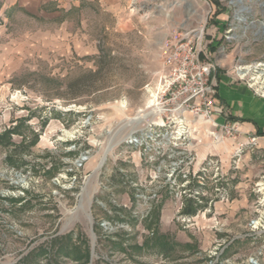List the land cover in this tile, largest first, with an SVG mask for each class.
<instances>
[{
	"label": "rangeland",
	"instance_id": "1",
	"mask_svg": "<svg viewBox=\"0 0 264 264\" xmlns=\"http://www.w3.org/2000/svg\"><path fill=\"white\" fill-rule=\"evenodd\" d=\"M202 28L264 100V0H0V264H264V131L147 108Z\"/></svg>",
	"mask_w": 264,
	"mask_h": 264
},
{
	"label": "built area",
	"instance_id": "2",
	"mask_svg": "<svg viewBox=\"0 0 264 264\" xmlns=\"http://www.w3.org/2000/svg\"><path fill=\"white\" fill-rule=\"evenodd\" d=\"M203 33L204 28L200 32L185 31L164 40L163 62L155 87L156 100L165 109L162 112L165 116L171 113L180 118L189 112L215 127L218 118L226 117V110L215 98L213 66L204 62L207 43Z\"/></svg>",
	"mask_w": 264,
	"mask_h": 264
},
{
	"label": "crops",
	"instance_id": "3",
	"mask_svg": "<svg viewBox=\"0 0 264 264\" xmlns=\"http://www.w3.org/2000/svg\"><path fill=\"white\" fill-rule=\"evenodd\" d=\"M224 17V14L218 15V19L221 21H224ZM220 29L218 27V30ZM228 60L230 57L222 59L219 65L228 63ZM214 76L217 78L216 98L227 106L232 117L241 121L238 124L242 125L240 129L244 132H263L264 100L256 98L249 88L238 84L232 72L218 71V73L214 72ZM222 120L223 118H218V121Z\"/></svg>",
	"mask_w": 264,
	"mask_h": 264
},
{
	"label": "bare ground",
	"instance_id": "4",
	"mask_svg": "<svg viewBox=\"0 0 264 264\" xmlns=\"http://www.w3.org/2000/svg\"><path fill=\"white\" fill-rule=\"evenodd\" d=\"M246 9L244 8V7H241V8H239L238 9V13H237V15H236V20L239 22V23H241V22H244V18H243V16L241 15V13H243V11H245ZM239 71H241L240 72V75L242 76V77H244V76H246L247 75V73L249 72L248 71V68L246 67H244L243 69H241V70H239ZM239 73V72H238ZM152 99H153V101L150 103L149 101H148V104H150L147 108H149V107H152L153 105H154V103H155V105H154V107L156 106L157 107V111H156V113L157 112H161L162 111V109L159 107V104L156 102V95H155V93L152 95ZM153 103V104H152ZM139 115L137 116V117H135V118H133V119H129L130 121H137V122H140L141 120H143V119H147V117L150 115V114H142V110H140L139 111ZM146 113V112H145ZM185 121V120H184ZM180 121L179 123L180 124H182V125H185L187 122H188V120L187 121ZM200 123H202L201 121H200ZM199 123V124H200ZM204 124H206L207 125V123H205V122H203ZM109 150H110V148H108V150L105 152V154L107 153V152H109ZM103 161V158H101V160L99 161V163H98V168L101 166V162Z\"/></svg>",
	"mask_w": 264,
	"mask_h": 264
},
{
	"label": "trees",
	"instance_id": "5",
	"mask_svg": "<svg viewBox=\"0 0 264 264\" xmlns=\"http://www.w3.org/2000/svg\"><path fill=\"white\" fill-rule=\"evenodd\" d=\"M194 189L198 190V187H196V188H194ZM195 192H196V191H195Z\"/></svg>",
	"mask_w": 264,
	"mask_h": 264
},
{
	"label": "water",
	"instance_id": "6",
	"mask_svg": "<svg viewBox=\"0 0 264 264\" xmlns=\"http://www.w3.org/2000/svg\"><path fill=\"white\" fill-rule=\"evenodd\" d=\"M239 3H240V1H239Z\"/></svg>",
	"mask_w": 264,
	"mask_h": 264
}]
</instances>
